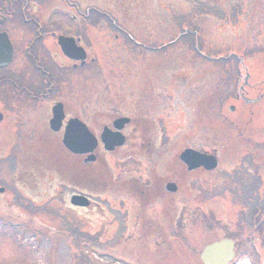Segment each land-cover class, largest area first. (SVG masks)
I'll return each mask as SVG.
<instances>
[{
    "label": "rangeland",
    "instance_id": "374dc122",
    "mask_svg": "<svg viewBox=\"0 0 264 264\" xmlns=\"http://www.w3.org/2000/svg\"><path fill=\"white\" fill-rule=\"evenodd\" d=\"M95 2L85 31L94 65L90 61L75 73L49 37L40 39L37 72L27 58L30 37L12 30L14 62L0 72V81H9L0 86V188L6 189L0 194V264H202L203 248L224 238L236 241L237 264H247L250 257L254 264H264V235L253 232L261 210L254 196L264 199V149L240 138L247 136L240 131L241 122L232 126L229 121L239 113L225 115L220 109L225 118L218 121L220 97L232 98V82L239 76L236 55L244 56L245 47L259 51L251 74L260 71L264 0L102 1L127 20L151 8L149 20L137 23L118 21L119 13ZM232 9L252 23L239 33L250 38L245 46L238 45L240 13L233 18ZM47 91L52 100L69 103L86 119L90 115L92 125L133 107L142 121L153 125L149 137L157 155L144 162L156 172L155 179L153 170L151 175L141 171L140 158L128 157L131 143L115 158L101 155L92 165L68 153L61 136L48 130L49 105L40 100ZM136 92L147 95L134 103ZM86 97L93 101L86 106L90 113ZM187 148L217 151L218 168L189 175L178 160ZM32 170H40L37 189ZM169 175L179 190L167 207L157 200L143 216L133 213L135 204L118 183L138 178L162 184ZM56 180L64 183L53 193L41 191ZM22 181L31 188L23 189ZM74 187L97 197L95 211L71 207ZM121 204L130 209V218L111 210ZM164 231L173 237L169 248L163 244ZM251 244L259 255L249 252Z\"/></svg>",
    "mask_w": 264,
    "mask_h": 264
},
{
    "label": "flooded vegetation",
    "instance_id": "af4514ba",
    "mask_svg": "<svg viewBox=\"0 0 264 264\" xmlns=\"http://www.w3.org/2000/svg\"><path fill=\"white\" fill-rule=\"evenodd\" d=\"M88 2L90 3V0H0V35L5 34L10 37V34L12 33L11 25L15 24L17 26H21V30H24L23 32H25L26 35L30 37L27 43L28 49H30L29 51H27V58L35 63L37 67L36 70L39 73L40 28L41 30H46L45 36L49 35L55 37L65 35L76 38L78 41V45L85 49L89 57L88 49L84 41L86 27L92 19V8L91 6H87ZM61 9H73L75 12L79 13L78 22L76 21V23H73V25H70L69 27L65 28V26H60L54 22L49 21V16H51L52 14L55 15V13H57ZM74 20H77L76 16H74ZM54 24L57 26V30L60 31L59 34H56V32L52 30ZM13 49L15 53V48ZM13 62L14 54L12 63L9 65L8 68L3 70L9 69L12 66ZM73 67H75V65H73ZM3 70H0V72ZM263 73L264 70L263 72H258L257 74ZM244 76L245 78L243 84L238 89L240 93L243 92L241 93L238 99L240 105L239 114L242 115L241 118H245V115L248 113L251 115H255V117H260V115L264 114V82L262 83L263 85H253L252 82L258 77L251 75L249 72H247L246 69L244 72ZM246 105H251L252 108H250L249 106L248 108L250 109H247L245 108ZM133 118L134 117H132V122L130 123V125L132 126H126L122 131L125 137H128V142L130 143H132V141L134 142L136 140H141L142 135H144L148 131V127L145 124L141 123L137 119L133 120ZM250 119L251 118L248 119L249 124L246 128L247 136L240 138H254L258 141H264V128L260 127L261 125H263L262 118L260 117L252 122H250ZM144 139L148 140V142L150 141V137L148 135H146ZM151 153V150L138 151V154L143 157L153 156ZM154 175H156L155 171ZM154 175L152 176V179H155ZM162 182L163 183L161 184V182L152 181L146 185L143 182H140L139 180L134 183L122 182L120 189L126 195H128L129 200L131 199V202L135 204V209L132 210L133 213L136 210L137 213L140 212L143 216L144 212L147 210V207L151 206V204L155 203L157 200L162 201L161 204L159 203L160 207H167V201L171 199L172 195L166 192L165 187L168 183L173 182V179L167 178L165 179V181L163 180ZM131 184L132 186H129ZM141 188H143V190ZM93 205L94 204L91 205L90 209L95 210L96 207L95 205L93 207ZM120 207L122 208L125 216L127 218H130V209L128 208V206L125 204H121ZM257 227H260V229L255 228L253 229V232H260L262 235H264V220L261 225ZM162 239L164 241L163 244L166 248H169L170 245H172L173 237L168 235L165 231L162 236ZM251 251L254 252V250L252 249ZM248 261H250V264H254L253 257H250V260Z\"/></svg>",
    "mask_w": 264,
    "mask_h": 264
},
{
    "label": "water",
    "instance_id": "95a60500",
    "mask_svg": "<svg viewBox=\"0 0 264 264\" xmlns=\"http://www.w3.org/2000/svg\"><path fill=\"white\" fill-rule=\"evenodd\" d=\"M74 41L69 38L61 37L59 44L62 47L63 52L70 59L84 60L85 57L74 58L72 56L70 48ZM81 51V50H80ZM12 50L8 49L5 55L0 53V69L9 65L12 56ZM53 118L50 122V128L53 132L57 133L61 130L63 121L65 119L64 107L62 104L56 105L53 110ZM2 121V115L0 114V122ZM128 120H118L115 122V127L118 131L123 128V125ZM115 136H109L104 134L102 136V142L105 144V150L113 152L117 147H121L124 144V138L120 133L114 134ZM63 144L68 151L75 155H83L94 152L97 147L96 139L87 131L86 127L78 120H71L66 128ZM180 159L186 164L189 171L205 168L207 171L214 170L217 167L216 158L208 155H202L194 150L184 151ZM95 161V157L90 155L86 160V163H92ZM175 185H169L168 191L174 192ZM72 204L75 206H88L87 199L83 197L75 196L72 198ZM234 257V243L231 240H223L207 246L202 254V261L204 264H229Z\"/></svg>",
    "mask_w": 264,
    "mask_h": 264
}]
</instances>
